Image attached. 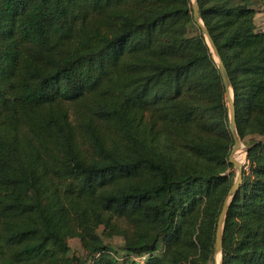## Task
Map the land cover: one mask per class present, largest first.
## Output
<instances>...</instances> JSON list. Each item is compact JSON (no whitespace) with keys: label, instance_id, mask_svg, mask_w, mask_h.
<instances>
[{"label":"trees","instance_id":"trees-1","mask_svg":"<svg viewBox=\"0 0 264 264\" xmlns=\"http://www.w3.org/2000/svg\"><path fill=\"white\" fill-rule=\"evenodd\" d=\"M259 4L197 0L252 141L222 264H264ZM232 146L190 0H0V264H208Z\"/></svg>","mask_w":264,"mask_h":264},{"label":"water","instance_id":"water-1","mask_svg":"<svg viewBox=\"0 0 264 264\" xmlns=\"http://www.w3.org/2000/svg\"><path fill=\"white\" fill-rule=\"evenodd\" d=\"M192 13H193V21L197 24L199 27L207 46L213 56V59L215 60L220 78L222 80L224 89H225V96L227 98V105H228V127L229 131L231 133V137L233 139V146L230 151V155L228 158V163L231 164L236 169V178L228 192V196L225 200V203L222 207V210L219 214L218 221H217V228L215 233V243H214V253H221V256L219 258V264H222V226L223 221L225 217V213L228 207V203L230 198L236 193L241 181H242V166L241 164L235 160L232 154H234L236 151L239 150V137L236 131L235 127V109H234V101H233V94L230 86V79L228 72L225 68V65L222 61V58L208 32L206 27L203 25L197 8V0H192ZM248 148L245 149V154Z\"/></svg>","mask_w":264,"mask_h":264},{"label":"rangeland","instance_id":"rangeland-1","mask_svg":"<svg viewBox=\"0 0 264 264\" xmlns=\"http://www.w3.org/2000/svg\"><path fill=\"white\" fill-rule=\"evenodd\" d=\"M190 5H191V9H192V0H190ZM254 21H255V25L257 27L258 31L264 32V0H260V4L257 8L255 17H254ZM226 97V96H225ZM227 100V98H226ZM228 103V101H227ZM255 140H259L264 142V138H255ZM251 139H245V140H240L239 138V149L238 151H236L233 155V157L235 158V160H239L242 169H246V171L248 170V168L246 167L247 161H246V154H245V149L248 148V145L251 143ZM238 152V153H237ZM244 157V159H243ZM237 158V159H236ZM243 160V161H242ZM233 171H234V180L236 178V169L233 167ZM99 235H101V230L98 231ZM102 241L105 243V245H107L108 247H110L111 249H114L115 251H119V247L122 246L123 241L120 237H113V238H105L101 235ZM68 246L70 248V252L74 253L78 256H84V251L81 247V244L79 242L78 239H69L68 241ZM221 256V253H214L213 254V259L211 260V263L213 264H219V258Z\"/></svg>","mask_w":264,"mask_h":264},{"label":"bare ground","instance_id":"bare-ground-1","mask_svg":"<svg viewBox=\"0 0 264 264\" xmlns=\"http://www.w3.org/2000/svg\"><path fill=\"white\" fill-rule=\"evenodd\" d=\"M239 150H240V149H239ZM238 152H240V151H238ZM238 152H237V153H238ZM236 159H237V158H236ZM237 161L239 162V160H238V159H237ZM239 163H240V162H239Z\"/></svg>","mask_w":264,"mask_h":264},{"label":"built area","instance_id":"built-area-1","mask_svg":"<svg viewBox=\"0 0 264 264\" xmlns=\"http://www.w3.org/2000/svg\"><path fill=\"white\" fill-rule=\"evenodd\" d=\"M208 264H213V263L209 262Z\"/></svg>","mask_w":264,"mask_h":264}]
</instances>
